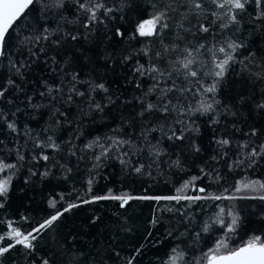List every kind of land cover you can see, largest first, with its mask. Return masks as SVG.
<instances>
[{"label":"trees","instance_id":"obj_1","mask_svg":"<svg viewBox=\"0 0 264 264\" xmlns=\"http://www.w3.org/2000/svg\"><path fill=\"white\" fill-rule=\"evenodd\" d=\"M113 3L123 4L124 10L113 15L115 19H108L105 24H97L94 30L87 32L83 27V16L77 20V9L69 0L61 10L49 9L41 15L40 4L34 5L30 13L33 23L47 25L50 29H59L52 40L61 37L64 33H79L76 41L67 40L59 47L46 43L44 45L47 53L48 63L45 64V55L41 54L40 59L32 65L31 69L24 70L25 80L12 75L8 67L7 60H0V89L8 87L7 79L11 77L16 80L18 86L23 91L8 88L5 99L0 101V109L5 112L14 111L18 105L22 110L16 114L15 120L21 130L20 134L11 133L2 122H0V159L7 163L16 161V151L19 149L25 156L23 162H19L10 187L8 197L4 201L5 207L0 209V219L11 220L14 226H19L27 231L38 221L45 219L54 209L49 207L52 199L60 200L63 194L64 201L57 204V208H62L68 202H77L76 197L82 199L89 198L90 195H106L109 190L113 194L120 195L128 193L132 196H171L176 194L184 182L192 176H202L196 181L197 187H205L208 193H220L224 188H229L234 193V186L241 180H259L264 182V158L258 159L251 166H237L234 162L243 157L249 149H241L239 145L247 141L250 146H258L264 143V108L259 105L264 104V20H254V5L248 6V11L241 14L239 19V32L232 29L222 30L220 21L214 20L210 13L215 10L210 3H205L206 11L200 15L194 12H187L183 7H177L176 12H171L169 20L171 27L165 30L163 45H179L192 47L199 44L206 46L217 45L225 41L226 37L239 39L245 47L238 50L237 61L232 63L222 79L217 84L216 99L220 101L218 106L219 123L212 124L209 116L197 114L193 119L200 128L199 134L194 138L201 147L200 153H193L186 149L184 145L177 148L172 142L161 139L159 132L149 134L152 143L161 139V145L168 150V154L161 157V163L146 167L142 174L132 171L136 159L142 163L150 164L147 152L138 154L132 158V162L121 165L113 158L105 159L99 168H93V152L99 149H84V145L94 137H106L113 135L111 129L122 128L121 135L131 137L142 146L140 137L143 128L149 123L155 125V118L151 120L146 116L141 118L137 113L141 109L139 99L143 93L152 85L150 77H137L132 69L136 67V61L145 64H156L162 71L169 70L171 62L179 55V51L164 53L163 45L159 38L131 39V33L139 20L147 19L149 16L167 5L170 0H155L157 8H153L154 0H107ZM130 5V7H129ZM175 6V5H174ZM63 14L64 20L60 19ZM121 16L124 19H121ZM46 17V19H45ZM186 17V18H185ZM74 21V22H67ZM183 23L188 31L179 30L176 24ZM203 24L210 28L209 32H202L199 26ZM120 28L125 37H117L115 29ZM179 36L177 38V32ZM13 39L9 44H16ZM39 47V46H37ZM11 51L16 49L10 48ZM148 51L145 56L143 51ZM22 52L23 49L21 48ZM163 53L157 57L156 53ZM252 53V55H249ZM132 55L133 59L127 65L121 64V57ZM56 57L53 64L51 57ZM112 57V61L106 57ZM197 60L200 62L196 66L201 71L200 79L206 83H211V77H205L203 72L212 70L211 57L207 52L197 53ZM114 61V64H113ZM111 65V66H110ZM56 68L57 71H50ZM69 72H79V78L83 81L104 82L109 87V94L115 99L114 104H110L104 109V113L91 112L88 115H81V109L88 111L86 97L89 92L87 83L76 85L79 91H84L86 96H73L72 103L57 102L54 108H50L48 101L39 96L40 91L45 88L42 81L48 84H60L64 79L57 73L61 69ZM139 81L141 89L135 87V82ZM67 83V81H64ZM33 97V103L41 104L38 110H33L27 106L26 96ZM104 93L95 94V99L101 101ZM188 102L194 106L200 96L193 97L189 93ZM14 103L9 105L8 99ZM149 102H157L156 94L149 95ZM102 103L104 101H101ZM175 103V99L173 100ZM58 108L67 113L64 116H53V112ZM55 118H59L60 125L55 127V139L61 145L60 152L46 150L47 154L54 157L53 160L45 162L33 161L32 156L38 154L40 149H33L32 141L23 133L27 128L33 134H39L44 138L46 134L43 129L52 124ZM123 122V123H122ZM162 122V121H161ZM252 129L257 130L256 136H251ZM79 136V139L76 137ZM227 138L232 141L227 148H221L216 144V139ZM71 140L75 145L77 154L71 156L68 152ZM179 143V142H177ZM188 142L185 141L186 145ZM226 153V155H222ZM179 156L182 167L169 166V160H175ZM217 159L213 160L212 157ZM58 161V165L53 166ZM247 160L245 165H247ZM232 165V168H229ZM63 166V167H62ZM203 167L209 175H203L200 168ZM50 169L47 178L41 173ZM71 168V172L66 169ZM35 171L32 175L29 170ZM151 172V175L148 173ZM220 179L217 181L216 177ZM93 179L91 193L87 192L88 179ZM191 195L197 193L189 190ZM261 193L244 192L236 195L258 196ZM217 204L224 206H235L242 217L241 224L235 236L230 241V245H239L247 240L251 235H264V201L259 199H237L234 201H200L187 206L186 202L177 204L175 201H142L131 200L125 207H120L119 201L104 200L90 204H80L72 209L56 223L54 228L45 232L35 243L36 250L31 254L17 246L10 253L0 258V264H42L43 259H48L50 264H126V259L132 256L137 248L141 249V254L137 256L135 264H163L171 255V248L179 245L187 253L185 261H194L203 252L212 248L215 241L223 233L219 226L214 225L209 233H201L199 239L194 233L200 230L204 221L209 220L218 211ZM167 208L181 209L190 214L189 217L181 216L177 212H169ZM159 218V223L152 225L150 221L153 215ZM22 216L28 217V221H23ZM188 219L192 223L188 233L184 232ZM6 231V227L0 224V234ZM171 231L172 237H166V232ZM151 232V236L148 233ZM162 241V243H157ZM7 243V241H5ZM119 253V255H117Z\"/></svg>","mask_w":264,"mask_h":264},{"label":"snow or ice","instance_id":"obj_2","mask_svg":"<svg viewBox=\"0 0 264 264\" xmlns=\"http://www.w3.org/2000/svg\"><path fill=\"white\" fill-rule=\"evenodd\" d=\"M69 0H0V60H7L9 69L12 75L19 77L21 81L25 80L26 69H31L39 59L40 55H45L44 63H48L47 53L44 45L50 43L59 47L62 42L67 40L76 41L79 39V33H62L61 37L52 40L51 37L56 35L57 32H61L59 27L57 29H50L46 24L38 25L33 23L30 13L32 12L34 5L40 4V12L43 13L49 9L61 10L65 7V4ZM75 8L77 9V20L80 16H83L82 27L91 32L94 30V26L97 24H105L108 19H115L113 15L116 12H122L124 10L123 4L113 3L109 4L107 0H71ZM208 2L214 6V9L210 15L214 20L220 21V28L222 30L232 29L233 32H239V25L241 20L239 16L248 11L249 5H254L253 11H255L254 20H264V0H170V2L158 11L153 12L149 18L139 20L133 32L131 33V39L135 40L140 38H159L163 45V35L165 30L169 29L171 25L169 20L172 19L171 12H176L177 7H183L187 12H194L196 15H200L206 11L205 3ZM175 5V6H174ZM130 7V5H129ZM153 8H157V3L153 2ZM186 18V17H185ZM46 19V17H45ZM60 19L64 20L63 14L60 15ZM121 19H124L121 16ZM69 23L74 21H67ZM175 27L179 30L188 31L184 28L183 23H178ZM199 30L202 32H209L210 28L201 24ZM117 37L124 38L125 33L116 28L115 33ZM15 36L17 43L9 44V41ZM177 38L179 31L177 32ZM39 46V47H37ZM245 45L239 41V39H233L231 36L226 37L225 41L219 46L205 44H199L192 47L185 46L179 48V45L173 44L163 45L164 53L179 51V55L169 65V70L162 71L156 64H148L147 66L139 61H136V67L132 69V72L137 77L148 76L152 79V85L143 93V97L138 98L141 105L140 111L137 113L142 119L146 116L151 120L155 118L157 123L155 125L149 123L147 127L142 123L141 127L143 131L140 134L139 140L142 141V146H138L136 141H133L131 137H125L121 135L122 128L116 127L111 129L113 135L106 137H94L90 142L84 145V149L93 150L99 149V152H93L92 159L94 161L93 168H99L102 166L105 159L115 158L121 165H127L132 162L133 157H137L138 154H142L145 151L149 159L150 164L142 163L139 159H136L135 164L132 167V171L137 174H142L146 167L150 168L153 164L159 166L162 162L161 157L168 154V150L164 149L161 145V139H166L172 142L177 148L181 145L193 153H200L201 147L196 142L195 136L199 134L200 128L196 124L193 117L197 114L200 116L208 115L212 124L219 123L218 106L220 101L216 99L217 84L219 79H222L227 71L228 67L232 63L237 61V53L239 49L244 48ZM10 48L16 49L11 51ZM23 49L21 52L20 49ZM143 51V54L147 56L148 51ZM202 51L207 52L211 57L212 70L203 72L205 77H211L212 82L206 83L203 79H200L201 71L196 66L200 63L197 60V53ZM163 53L157 52L156 56L160 57ZM252 55V53H249ZM51 61L56 63V57L52 56ZM106 59L112 61V57H106ZM133 59L132 55H125L121 57V64L127 65L129 61ZM114 64V61H113ZM111 66V65H110ZM50 71L56 72V68H51ZM64 79L60 84L51 85L46 80L42 81L45 88L44 91L39 92V96L48 101V107L54 108L55 103L65 102L72 103L73 96L78 95L85 97L84 91H79L76 87L79 83H87L89 85V92L86 97L87 109L84 111L81 109V115H88L91 112H98L103 114L104 109L110 104L115 103L113 95L109 94V87L104 82H90L83 81L79 78V72H69L65 69H61L57 73ZM67 81L65 83L64 81ZM8 87L0 89V101L5 99L8 88L11 87L17 91H23L21 86H18L16 80L9 77L7 79ZM135 87L141 89L142 85L137 80ZM104 93L101 97V101L95 99V94ZM156 94L157 102L147 101V97L152 94ZM185 93L191 94L193 97L200 96L201 99L197 101L195 106L188 102L189 98ZM175 99V103L173 100ZM27 106L33 110H38L42 105L33 103V97L31 95L26 96ZM7 103L12 105L14 101L8 99ZM264 108V104L259 105ZM22 109L17 105L14 111L5 112L0 109V122L6 125V128L15 134H20L21 130L18 127L15 117ZM67 118V113L60 111L56 108L53 112V116L56 114ZM162 121V122H161ZM59 118H55L52 124L43 132L46 134L44 138H41L39 134H33L30 129L25 125L26 131L23 133L32 141L33 149H40L38 154L32 156V160L39 162L43 160L48 162L53 160L47 154L48 149L53 152H60L61 145L57 143L55 139V127L54 125H60ZM123 123V122H122ZM153 132H159L161 139H156L155 143L149 139V134ZM251 136L257 135V130L252 129ZM79 139V136L76 137ZM188 143L185 145L184 142ZM179 142V143H177ZM216 144L222 149L231 145L232 141L227 138L216 139ZM3 141H0L2 144ZM69 145L68 152L71 156L77 154L75 145L69 140L66 142ZM241 149H249L244 153L243 157L238 158L234 163L237 166H253L258 159L264 158V143L258 146H250L247 141L239 145ZM226 155V153H222ZM213 160L217 157L213 156ZM25 156L17 149L16 161L13 163H7L4 159H0V209L5 207L4 201L8 197L10 192L12 179L18 170L19 162H23ZM247 160V165L245 161ZM169 166L181 168L182 161L177 156L175 160H169L167 162ZM58 165V161L53 166ZM63 167V166H62ZM232 168V165H229ZM32 175H36L35 171L29 170ZM67 172H71V168L66 169ZM200 172L203 175H209L203 167L200 168ZM42 177L47 178L50 175V169H47L41 173ZM151 175V172L148 173ZM202 176H192L188 181L184 182L178 189L176 194L171 196H132L128 193L120 195L113 194L111 190L106 195H90L89 198L82 199L77 196V202H68L62 208H57V204L64 201L63 194L60 195V200L52 199L49 201V207L54 209L45 219L38 221L35 225L31 226L27 231L23 230L19 226H14V222L11 220L5 221L0 219V224L5 225L6 231L0 234V258L5 254L10 253L17 246H20L27 253L31 254L36 250V241L49 229L54 228L56 223L64 216L65 213L70 212L72 209L77 208L80 204H90L104 200H114L120 202V207H125L131 200L142 201H175L177 204L183 202L187 203L188 207L196 204L200 201H234L237 199H259L264 201V182L259 180H241L234 186V193L230 192L229 188L225 187L223 192L220 193H208L205 187H197L196 181L201 179ZM217 181L220 179L216 177ZM88 189L87 192L91 193L93 179L87 180ZM189 190L197 194H188ZM244 192H259L258 196H245L236 195ZM218 211L209 217V220L203 222L200 230L195 232L194 235L199 239L201 233H209L214 225L219 226L223 235L215 241L212 248L203 252L199 258H195L194 261H185L187 253L180 248L179 245H175L171 248V255L167 261L163 264H264V235H251L247 240L242 241L239 245L232 246L230 241L235 236L237 230L240 227L242 217L238 211L235 210V206H224L217 204ZM169 212H177L181 216L189 217L190 214L181 209L167 208ZM23 221H28V217L22 216ZM152 225L159 223V218L154 214L150 221ZM191 219H188L185 226V230L181 233L182 236L186 235L191 226ZM151 236V232L148 233ZM171 231L166 232V237H172ZM7 241V243H5ZM162 243V241H157ZM141 254V249L137 248L132 256L126 259V264H135L137 256ZM119 255V253H117ZM35 264V262H33ZM42 264H50L48 259H43Z\"/></svg>","mask_w":264,"mask_h":264}]
</instances>
